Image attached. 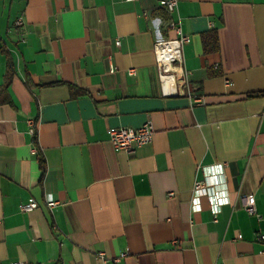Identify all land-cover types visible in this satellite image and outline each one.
Here are the masks:
<instances>
[{
  "label": "crops",
  "instance_id": "crops-1",
  "mask_svg": "<svg viewBox=\"0 0 264 264\" xmlns=\"http://www.w3.org/2000/svg\"><path fill=\"white\" fill-rule=\"evenodd\" d=\"M178 17L189 90L167 93L154 42ZM211 28L219 49L203 53ZM258 91L264 0H177L170 15L159 0H0V264H264ZM148 120L133 152L109 140ZM216 162L230 203L193 211L199 167Z\"/></svg>",
  "mask_w": 264,
  "mask_h": 264
},
{
  "label": "built area",
  "instance_id": "built-area-1",
  "mask_svg": "<svg viewBox=\"0 0 264 264\" xmlns=\"http://www.w3.org/2000/svg\"><path fill=\"white\" fill-rule=\"evenodd\" d=\"M134 1V0H126ZM160 6L167 14H172L177 11V0H159ZM16 23H21V17L16 20ZM168 26L171 27L176 37L172 39L158 38L154 42L155 57L158 63V71L160 78L164 81L165 91L167 93H176L183 87L189 90L186 73L182 69V46L190 41V36L184 33L181 29L179 17L177 19H169ZM119 41H117V44ZM130 73H134V69H129ZM176 73L178 76H176ZM197 100V99H196ZM29 126V133L36 134L34 120L27 119ZM155 133L154 126L151 121H145L138 127H109V140L119 150L125 152H133L136 147H139L152 140ZM225 166L226 163L216 162L208 165H201L199 170L202 173L201 178L194 180L192 186V210L200 209L199 201L201 197H206L211 213L216 216L222 205L230 203L229 192L225 184ZM169 194H172L170 192ZM57 200L51 197L45 199L46 206L51 210L56 204ZM38 203L36 201H29L20 205L22 211H31L36 208ZM244 209L250 213L257 215L255 208V198L248 195L243 199ZM258 216V215H257ZM257 238L264 244V232L259 233ZM127 254L126 251L112 258L114 262H118L121 257ZM98 256L105 260L103 251L98 252ZM10 264H22L20 261H14Z\"/></svg>",
  "mask_w": 264,
  "mask_h": 264
},
{
  "label": "trees",
  "instance_id": "trees-1",
  "mask_svg": "<svg viewBox=\"0 0 264 264\" xmlns=\"http://www.w3.org/2000/svg\"><path fill=\"white\" fill-rule=\"evenodd\" d=\"M218 49H219V42H218L217 29L211 28L210 30L202 34V50L203 53H208V52L218 51ZM76 92L77 91H75V93ZM261 95H264V91L251 92L248 93L246 96L256 97Z\"/></svg>",
  "mask_w": 264,
  "mask_h": 264
},
{
  "label": "rangeland",
  "instance_id": "rangeland-1",
  "mask_svg": "<svg viewBox=\"0 0 264 264\" xmlns=\"http://www.w3.org/2000/svg\"><path fill=\"white\" fill-rule=\"evenodd\" d=\"M184 46V45H183ZM183 46H182V48H183ZM181 51H182V49H181Z\"/></svg>",
  "mask_w": 264,
  "mask_h": 264
}]
</instances>
